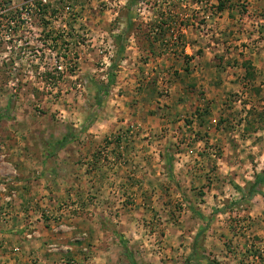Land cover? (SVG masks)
I'll use <instances>...</instances> for the list:
<instances>
[{
    "label": "rangeland",
    "instance_id": "obj_1",
    "mask_svg": "<svg viewBox=\"0 0 264 264\" xmlns=\"http://www.w3.org/2000/svg\"><path fill=\"white\" fill-rule=\"evenodd\" d=\"M129 1L115 21L113 0L73 1L94 46L72 73L49 74L25 33L0 42V101L23 107L0 151L40 168L34 200L0 204V264H264V182L248 196L264 173V0ZM128 16L124 49L108 52L100 30ZM8 172L7 192L23 193Z\"/></svg>",
    "mask_w": 264,
    "mask_h": 264
},
{
    "label": "built area",
    "instance_id": "obj_2",
    "mask_svg": "<svg viewBox=\"0 0 264 264\" xmlns=\"http://www.w3.org/2000/svg\"><path fill=\"white\" fill-rule=\"evenodd\" d=\"M73 1L21 0L16 4L14 0H0L1 44H5L6 50L10 51L11 46L9 43L14 41L12 38L14 36L19 37L22 33H25L27 35L20 39L18 44L21 45V42L26 40V43H30L33 39L36 40L38 42L37 47H35L34 54L30 57L36 61L43 60L49 74L59 76L74 72L73 64L81 60L85 50L94 46V39L91 37L92 34L89 32L90 29L86 26V23L83 24L85 19L74 12ZM102 1L109 4V0ZM207 1L196 0L192 7L196 11H200L202 5H205ZM210 3L211 0H209V6L211 5ZM120 4V0H113V4L110 7L113 11L112 21L119 19V10L117 9ZM180 5L182 8L188 6L185 1H182ZM35 17L36 20H34ZM208 17L209 14L204 15V18L207 19ZM145 19L147 22L151 18ZM156 23L162 26L170 24L160 18L156 20ZM171 24H176V22L173 21ZM80 25H84V27ZM125 25L126 21L124 22L123 19L122 23L117 21V27L110 30V32L100 30L99 42L105 46L108 52L114 50L116 46L113 39L114 35L119 34ZM156 30L158 28L154 27L155 32ZM44 32H50L46 38L43 34ZM173 39H175V36H173ZM103 51L104 48L99 50L100 53ZM4 59L10 61V54L6 53ZM27 73H32V70H27Z\"/></svg>",
    "mask_w": 264,
    "mask_h": 264
},
{
    "label": "crops",
    "instance_id": "obj_3",
    "mask_svg": "<svg viewBox=\"0 0 264 264\" xmlns=\"http://www.w3.org/2000/svg\"><path fill=\"white\" fill-rule=\"evenodd\" d=\"M187 16H188V14H187ZM184 42L182 43V47H184V52L189 53V51H191V48L189 47V45L192 44L194 46L195 42L193 40H192V42H191V40L189 42H185V43ZM194 57L191 58L190 62L195 61L198 56H196V59ZM209 59L207 58V60H209ZM198 68H199V66L197 65V67H195V68L187 69L188 70L187 75H189V74L194 75L195 73H197L198 70H200ZM17 107L21 108L22 103H20L18 101L16 102V101L10 100L8 95L5 97L4 100L0 101V120L6 119V121H7V125H5L6 127L0 130V136L7 139V141H8L7 146L8 147L10 145H14L15 142L18 141V138H19L18 135H19V132L21 129L20 128L21 125L17 121H19L20 117L16 116L13 119L7 118L11 114L10 111L16 109ZM25 135L28 138V134L26 133ZM29 137H30V135H29ZM66 137H67L66 135L63 136L62 140L66 139ZM8 138H10V140ZM18 144H20V143H17L16 145L18 146ZM20 152H21V150H18L17 148H9V149H4L3 151L2 150L0 151V154H1L0 156H2L3 158L6 157V162L2 166L7 167L6 172H5V170L2 169L1 165H0V204H4V202H6V201H13L16 204H18V203L21 204V203H24L25 198H30L31 200H34V196L32 197L31 193H33V190L36 188L34 182L36 180L35 177H38V176L33 177V175H38L39 169H40L39 164L37 163V160H35V158L32 160L25 159L26 155L24 153L20 154ZM53 152H55V150ZM28 155H30V154H28ZM31 155H34V154H31ZM2 162H4V160ZM2 162H0V163H2ZM70 164H72V163L70 162ZM11 168L13 169V172L18 175L16 177V185H18V187H20V189L22 190L23 193H21L20 191L18 193L15 190L13 191L12 194L7 192V190H9L10 187H9V184L4 182V181L7 182V179H8V178H4V176L7 173L8 174L10 173L8 171H10ZM72 168H73V166L71 167V169ZM29 174H32V178H29L27 176ZM24 178H26L27 180L26 179L24 180ZM37 180H40V179H37ZM1 189L4 191H2ZM26 193H27V195H24ZM69 198H71L73 201H75L74 203H76L77 201L78 202L80 201L81 195L76 196V194H74L73 192H69ZM22 199L24 201H22ZM116 262H117V258L111 257L110 261H108V262L104 261L103 264H117Z\"/></svg>",
    "mask_w": 264,
    "mask_h": 264
},
{
    "label": "trees",
    "instance_id": "obj_4",
    "mask_svg": "<svg viewBox=\"0 0 264 264\" xmlns=\"http://www.w3.org/2000/svg\"><path fill=\"white\" fill-rule=\"evenodd\" d=\"M135 1H144V0H131V1H129V5L132 6ZM154 25H155L154 27H157L158 29L162 28L161 24H154ZM133 26H134L133 16H128L127 19H126V25H125L124 29H122V31L119 34L114 35L113 39L115 41V45H116V48H117V51H116L115 55H119L122 52V50L124 49V47L122 45V41L125 38H127V35L131 32ZM114 66H115L114 64H112V67L109 66V67H111V69L109 68L110 74L108 72V81H107L108 84H111L114 81V75L111 72V70H112V68ZM102 90H103L102 84H99V85L96 86V92H100ZM263 182H264V173L255 176L254 181L251 182V184H250L248 196L250 197V196H252L253 193L259 192L260 189L257 186L260 183H263ZM236 189L240 190L239 187H236Z\"/></svg>",
    "mask_w": 264,
    "mask_h": 264
}]
</instances>
